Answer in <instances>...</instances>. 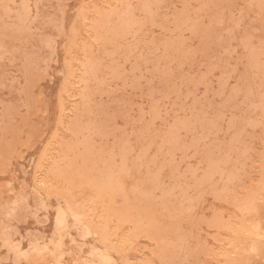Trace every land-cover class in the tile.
Segmentation results:
<instances>
[{
    "label": "rangeland",
    "instance_id": "374dc122",
    "mask_svg": "<svg viewBox=\"0 0 264 264\" xmlns=\"http://www.w3.org/2000/svg\"><path fill=\"white\" fill-rule=\"evenodd\" d=\"M87 262L264 264V0H0V264Z\"/></svg>",
    "mask_w": 264,
    "mask_h": 264
},
{
    "label": "bare ground",
    "instance_id": "6f19581e",
    "mask_svg": "<svg viewBox=\"0 0 264 264\" xmlns=\"http://www.w3.org/2000/svg\"><path fill=\"white\" fill-rule=\"evenodd\" d=\"M69 207H70V206H69ZM69 209H73V210H75L74 207H73V208L71 207V208H69ZM67 211H68V210H67ZM75 213H76V214H75ZM75 213L73 214V216H74V215H77L78 213H81V212H78V213H77V212L75 211ZM73 216H72V217H73ZM78 216L80 217V216H82V214H81V215L74 216L76 219H75L74 217H73V218H74L75 220H77ZM78 219H80V218H78ZM77 221L80 222V220H77ZM57 222H59V220H58ZM57 222H56V223H57ZM61 222H62V221H61ZM85 222H86V221H85ZM86 223H87V222H86ZM58 224H60V223H58ZM54 225H55V224H54ZM56 226H57V225H56ZM83 227H84V226H83ZM83 227H82V228H83ZM93 227H94V225H93ZM257 227H258V226H257ZM53 229L55 230V228H53ZM80 230H81V229H80ZM86 230H87V229H86ZM92 230H93V229H92ZM55 231H57V229H56ZM52 233H54V231H53ZM82 233H83V232H81V234H82ZM258 233H259V232H258ZM54 234H55V233H54ZM85 234H86V232H85ZM82 235H83V234H82ZM257 235H258V234H257ZM80 236H81V235H80ZM83 236H84V235H83ZM83 236H82V237H83ZM49 242H50V240L48 241V243H49ZM58 242H59V241H58ZM79 246H80V245H79ZM12 247H13V246H12ZM105 248L108 249V247H105ZM251 248H252V247H251ZM12 249H14V248H12ZM15 249H16V246H15ZM117 249H118V248H117ZM252 249H253V248H252ZM252 249H251V251L254 250V249H253V250H252ZM118 250H119V249H118ZM95 251L98 252V249H96V250L94 249L93 254L95 253ZM121 251H122V250H121ZM93 254H92V255H93ZM95 254L97 255V253H95ZM95 254H94V255H95ZM99 254H100V253H99ZM99 254H98V256H99ZM102 254H103V253H102ZM89 255H91V253H90ZM98 256H97V257H98ZM102 256H103V255H102ZM103 257L106 258V256H103ZM108 257H109V256H107V258H108ZM93 258H94V257H93ZM93 258H92V260H94ZM101 258H102V257H101ZM105 258H104L103 260H105V261L107 260L106 262H109V261H108L109 258H108V259H107V258L105 259ZM96 260H97V259H96ZM98 260H99V259H98ZM110 260H111V258H110ZM100 261H101V260H100ZM88 263H90V262H87V264H88ZM99 263H101V262H98V264H99Z\"/></svg>",
    "mask_w": 264,
    "mask_h": 264
}]
</instances>
